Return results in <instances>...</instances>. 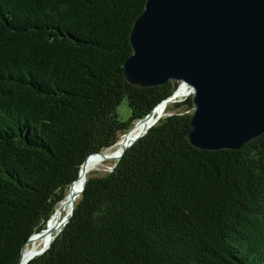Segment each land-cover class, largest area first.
I'll return each mask as SVG.
<instances>
[{"label": "trees", "instance_id": "trees-1", "mask_svg": "<svg viewBox=\"0 0 264 264\" xmlns=\"http://www.w3.org/2000/svg\"><path fill=\"white\" fill-rule=\"evenodd\" d=\"M145 2L0 0V264L19 263L87 157L175 92L125 79ZM167 113L111 172L88 175L69 222L28 264H264V135L198 150L191 98Z\"/></svg>", "mask_w": 264, "mask_h": 264}, {"label": "water", "instance_id": "water-1", "mask_svg": "<svg viewBox=\"0 0 264 264\" xmlns=\"http://www.w3.org/2000/svg\"><path fill=\"white\" fill-rule=\"evenodd\" d=\"M129 39L132 54L123 66L126 81L143 88L177 83V88L136 122L115 150L109 152L117 144L87 157L53 213L59 215L68 198L69 216L50 228L52 215L41 231L48 236L55 230L57 235L69 222L86 180L78 192L75 184L89 163L118 162L161 119H153L161 106L191 98L188 139L198 150H239L264 135V0H146ZM40 236L39 232L28 239L18 264H28L49 249L50 244L26 249Z\"/></svg>", "mask_w": 264, "mask_h": 264}, {"label": "bare ground", "instance_id": "bare-ground-1", "mask_svg": "<svg viewBox=\"0 0 264 264\" xmlns=\"http://www.w3.org/2000/svg\"><path fill=\"white\" fill-rule=\"evenodd\" d=\"M182 98V97H181ZM168 105V104H167ZM167 105L165 106H161L160 108H158L154 114L153 119H155L157 116L159 117H163L165 112H166V108ZM139 128H137L135 130V132L133 134H135L138 131ZM106 160H93L89 163L88 167H87V172L85 174L84 177H81L77 183L75 184L74 190L76 192L80 191L83 183L85 182V179L88 177V175L90 174V172L96 171L100 168H103L104 166L102 165V162H104ZM80 194V192H79ZM79 197H76L75 201L78 199ZM70 200L68 198H66L64 200V202L62 203V207L63 210L61 211V213L55 214L53 215V217L51 218L50 221V228H54L56 227L65 217L69 216V212H70ZM57 230H55V232L48 236L45 232L41 233V236L39 237V239L37 241H35L33 244H31L32 249H40V248H45L47 247L49 244H51V241L54 238V235H56Z\"/></svg>", "mask_w": 264, "mask_h": 264}, {"label": "rangeland", "instance_id": "rangeland-1", "mask_svg": "<svg viewBox=\"0 0 264 264\" xmlns=\"http://www.w3.org/2000/svg\"><path fill=\"white\" fill-rule=\"evenodd\" d=\"M182 99H186V98H181L179 100H182ZM117 114L119 116V119L121 121H123V122L128 121V119L130 118L131 111H130V109L128 107V104H127V101L126 100H123L121 102L120 106L118 107ZM169 114L170 113H167L166 114V112H165L164 116L165 115H169ZM123 136L124 135H121V137L118 140V143L122 140ZM117 147H118V144L114 148L110 149L109 152L115 150ZM115 163H116L115 161L106 160V161L102 162V165L104 166L103 168H100V169H98L96 171L90 172L89 176H102L104 174H107V173H109V172L112 171V169L115 166ZM54 237H55V235H54ZM26 249L27 250L32 249V246L29 245V246L26 247Z\"/></svg>", "mask_w": 264, "mask_h": 264}]
</instances>
